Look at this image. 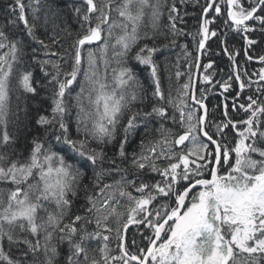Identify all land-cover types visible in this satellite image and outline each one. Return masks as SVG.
Segmentation results:
<instances>
[{"label":"snow or ice","instance_id":"snow-or-ice-1","mask_svg":"<svg viewBox=\"0 0 264 264\" xmlns=\"http://www.w3.org/2000/svg\"><path fill=\"white\" fill-rule=\"evenodd\" d=\"M191 2L200 9L196 54L183 47L189 69L203 73L200 87L177 63L167 89L157 56L169 45L157 40L175 45L187 35L179 25L189 0H81L71 5L75 35L61 0L6 6L0 183L10 187L0 189V264H264V54L249 51L260 43L249 33H264V0ZM232 33L242 34L257 72L241 73ZM209 41L230 62L220 79L215 60L202 62L213 52ZM14 74L27 102L15 111ZM209 94L218 98L215 111ZM10 116L26 140L38 133L26 155L15 151ZM133 225L141 243L128 239Z\"/></svg>","mask_w":264,"mask_h":264},{"label":"trees","instance_id":"trees-1","mask_svg":"<svg viewBox=\"0 0 264 264\" xmlns=\"http://www.w3.org/2000/svg\"><path fill=\"white\" fill-rule=\"evenodd\" d=\"M12 2V0H0V24L4 23L3 20V16L4 14L7 12V8L6 6L8 4H10ZM44 0H41V4H43ZM81 2V0H61V7L63 9V11L65 12V16H64V20L66 22V27L68 29L69 32L73 33V35H75L76 31H78L76 29V26L73 25V19L74 18V14L72 12V8L71 5L76 3L79 4ZM26 4H35V0H25ZM200 3L203 4L204 0H200ZM64 5H68L67 7H64ZM221 7L223 8V6L221 5ZM191 8V13H192V24L187 26L186 29L187 31H191V37H186L185 35H181L177 38V42L175 45H172L170 43V40H168V43H170V45L166 48H164L165 50L163 52V54H158L157 56V62L160 61L162 62V64L168 65V67H173V69L169 70L167 75L164 74L163 69H161L162 67H160V74L161 76H163L164 78V87L165 89H167L168 87V76L170 74H174V72L176 71V65L177 63L179 64V68L182 72L184 73H188L189 71L192 72L193 69H189L188 68V64L187 61L184 59L183 55L185 52L184 49V45L180 44L179 40L180 38H186L188 41V47H187V51H190V53H192L193 55L196 54V47H195V42L196 40L199 39L198 36H196V31H197V17L199 15L200 9L197 5L194 4V7H190ZM194 9H196L194 11ZM113 18H116V13L113 12L112 13ZM163 19V18H162ZM69 22L71 24V28L69 27ZM146 22V21H145ZM219 24H222V21H218ZM217 27V26H216ZM223 30V29H221ZM119 31V30H117ZM252 38H254L255 40H257L258 43L257 46L259 48L258 53L254 52L252 49H250V53L251 55H253L254 57L264 54V39H260L259 37L255 36V35H251L249 34ZM184 36V37H183ZM66 43H65V47H67L68 43L71 42L72 36H66ZM241 41L243 44L240 46H237V41ZM210 44H212V49L213 52L209 53L208 55L205 56V58L203 59V62H207L208 59H213L216 61V64L214 66L216 72L218 73L216 75V79H220L221 77H225L227 76V74L229 73L230 69V62L228 61L227 57L225 56H218L215 55L214 52L219 51L217 45L215 43H212V41H209ZM229 46L234 50L240 53V55L237 57V60L239 61L240 65H241V73L243 74V72L245 70H247L248 73H253V72H257L259 70V68L261 67V65L258 63V61L253 60L251 62H246V58L244 56V50H245V43L242 39V34H237V33H232L229 36ZM93 47V46H92ZM95 48V47H94ZM33 53L28 50L25 54L24 60L25 63H29L28 61V57L32 56ZM41 58H42V53L38 54ZM221 59L222 62H218L219 58ZM67 67V65H65ZM223 70V73H220V71ZM32 71L34 73V75L37 78H42V73L40 71H38L34 66L32 67ZM137 75L140 78L142 83H146L148 82L149 78H148V73L146 71H143L142 69H138L137 70ZM249 77L245 76L244 79H248ZM253 80H256L257 77L252 76L251 77ZM174 79V76H173ZM182 79H187V76L182 77ZM200 87V85H199ZM253 88L255 89V86H253ZM253 90V89H252ZM254 91V90H253ZM17 97H20L19 100H17ZM216 98V96L209 94V102H213V110L215 111V102L213 101V99ZM242 99H246L244 97H241ZM218 99V98H217ZM220 100H222L223 98L220 97ZM17 103H19L21 106L25 105L27 102L24 100L23 96L21 95V93L19 92V90L17 89L16 85H15V74L13 76V85H12V109L15 111ZM229 103H231V99L229 100ZM35 103L33 102V107H35ZM211 108V105H210ZM171 111V109H169ZM34 114V113H33ZM21 115H23V113H21ZM9 131L13 134L16 135L18 138V143L14 146L15 151L17 153H24L25 155L27 154L25 152V145L27 143L30 142L31 136H35L38 133L36 132L35 129L31 130V134L29 136V138L26 140L25 139V130L23 129L22 126H18L15 123V117L14 116H10L9 117ZM138 145H139V138L137 137L136 140L130 145L128 146L129 148H134V150L138 151ZM0 151H3L2 149H0ZM9 151H12V149H9ZM131 152V151H130ZM108 154L111 156L112 155V151H111V146H109L108 148ZM127 166V165H125ZM89 176H91V173H89ZM117 178H119L117 176ZM106 182H111V178H107ZM8 187H10V185L4 184V183H0V189H7ZM3 196L6 198L7 196V192H3ZM78 203H80L81 205L84 203V193L83 191L79 192V201ZM47 207L49 208V210H54V205H47ZM75 210V209H74ZM39 215L44 216L45 213L43 211H41V213H39ZM113 226H115L114 222H113ZM91 227V226H90ZM128 239L129 241H131L133 238L136 239L137 243H141V238L139 236V233L136 231V226H130L129 230H128ZM56 241L53 240V243H55ZM146 243V241H145ZM113 248L115 247V241H113L112 244ZM42 259V256H41Z\"/></svg>","mask_w":264,"mask_h":264},{"label":"bare ground","instance_id":"bare-ground-1","mask_svg":"<svg viewBox=\"0 0 264 264\" xmlns=\"http://www.w3.org/2000/svg\"><path fill=\"white\" fill-rule=\"evenodd\" d=\"M152 2L153 3H155L156 2V0H152ZM167 2H171V0H167ZM116 3L118 4V3H120V0H116ZM161 3L163 4V3H165V0H161ZM223 6V5H222ZM113 7H115V4L113 5ZM190 7H194V3H192L191 2V0H189V3L187 4V6L186 7H184L183 5L181 6V9H182V12H186L187 14L184 16V21H185V23H181L180 25H179V27H181V28H183L184 29V31H185V33H187V35H185L186 37H191V34H192V32L191 31H187V29H186V27L187 26H189V25H191L192 24V13H191V8ZM224 7V6H223ZM196 9H194V11H195ZM162 11H163V13H164V16H163V19H166L167 18V8L166 7H164V8H162ZM73 19V25L74 26H76V29L78 30L79 29V24L77 23V19H76V17L74 16V18H72ZM145 21L147 22V17L145 18ZM218 21H222V19L221 18H218V20H217V25H214V27H216V26H219L220 24L218 23ZM69 27L68 28H71V24H70V22H69ZM143 30V29H142ZM249 34H251V35H255V36H257V37H259L260 39H264V33H261L259 30H257L256 32H253V33H249ZM184 37V36H183ZM168 42V40H164V38L161 36L158 40H157V43H163V44H166ZM179 42H180V44H183V45H187L188 46V41H187V39L184 37V38H180V40H179ZM169 45H170V43H168ZM243 43L241 42V41H237V46H240V45H242ZM95 47V45H93V48ZM246 47V46H245ZM163 51L165 50L164 48L162 49ZM254 52H256V53H258V50H259V48H258V46L257 45H255L254 47H253V49H252ZM251 51V50H250ZM188 52H190V51H188ZM183 57H184V59L187 61V64H189L190 63V58H186L185 57V55H183ZM205 58V56L203 57V59ZM219 58V57H218ZM29 61V60H28ZM202 62H203V60H202ZM218 62L220 63V62H222L221 61V59L219 58V60H218ZM158 63H159V65H160V67H162L161 69H163V72H164V74L165 75H167V73H168V71L169 70H171V69H173V67H168V65L170 64H167L166 63V65H164V64H162V62H160V61H158ZM35 67V66H34ZM66 67V66H65ZM38 71H39V68L38 67H35ZM189 68V67H188ZM166 69H167V71H166ZM191 69H193L192 70V73H193V80L195 81V82H197V86L199 87V83H198V77H201L202 76V72H199V71H197L194 67L193 68H191ZM224 71L223 70H221L220 71V73H223ZM43 75V74H42ZM77 91H78V89H76ZM253 90H255L254 88H253ZM252 90V91H253ZM243 97V96H242ZM244 98H246V97H244ZM213 101L215 102V105L217 104V102H218V99H217V97L216 98H214L213 99ZM210 103V105H211V108H213V102H209ZM75 114V110H73V115ZM134 150V148H129L128 147V151L130 152H132ZM130 152V153H131ZM41 213V212H40Z\"/></svg>","mask_w":264,"mask_h":264}]
</instances>
